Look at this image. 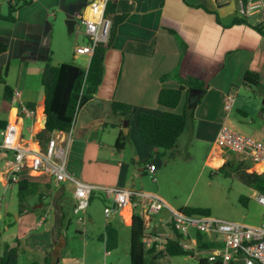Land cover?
I'll return each mask as SVG.
<instances>
[{
	"label": "crops",
	"instance_id": "crops-1",
	"mask_svg": "<svg viewBox=\"0 0 264 264\" xmlns=\"http://www.w3.org/2000/svg\"><path fill=\"white\" fill-rule=\"evenodd\" d=\"M111 1L115 3V13L126 14V17L118 24L113 42L105 52L104 74L100 85L93 97L75 115L67 154L68 173L76 180L94 186L84 213H88L91 222L98 223L97 214L102 209L104 225H97L95 234L101 248L104 244L99 237L104 233L105 225L110 223L116 230L120 224L129 227L132 217L130 206H125L120 213L105 217L104 207L110 203V199L102 187H116L158 196L153 192V187L146 184L142 175L149 174L146 168L148 163L154 165L155 172L156 161L167 155L144 144L135 128V116L140 111L160 115L166 110L157 103V96L162 88L179 86L176 74L181 77L190 76L202 82L203 87L195 88L203 91L195 103V121L181 134L174 150L179 149L181 138H187L191 144L202 147L203 162L217 168L224 162V157L219 154L223 150L215 141L221 125L264 141V36L248 26L264 22V0H259L260 8L245 15L240 13V0ZM89 2L90 0H32L30 5L16 11L14 22L0 20V44L5 46L0 50V108L4 113L0 120L7 122L14 113V106L2 96L3 85H8L12 91L19 92L17 102L27 105L31 103L37 108L36 118L29 119L32 134L26 138L29 137L27 145L30 148L44 143L40 144L36 134L42 130L45 120L44 95H40L39 90L42 88L40 78L44 61L48 52L53 55L50 50V35L54 30L64 32L66 15L74 16L77 20L74 30L77 29L79 17L89 14ZM200 5L212 12H207ZM49 17H54V21H50ZM234 18H244L245 22L233 23ZM80 29L81 25L78 31ZM169 29L175 33H171ZM85 43L83 34V43L77 46L75 44L72 54L79 63H84L76 64L83 68L88 66L89 58L87 55L77 54L75 49ZM182 44L185 45L183 52ZM246 73L253 75H248L250 79L245 84ZM10 75H17L18 78L11 82L5 81ZM230 97L231 107L226 109L225 105ZM111 101L132 106L128 121L111 112ZM185 102L188 106V101L183 98L172 111L177 113L178 108L182 111ZM120 131L127 134V139L123 149L116 150L114 142ZM214 157L218 160L211 162ZM0 164L1 170V161ZM243 170L245 173L264 172L259 173L256 166L249 164ZM24 177L35 184L36 191L26 198L28 206L16 215L17 218H23L21 220L25 223L30 219L35 223H46L47 217L42 215L38 221L33 219L36 210L45 206L51 207L50 211L56 222L51 232L48 229L40 232L31 229V233L23 237V244L33 250L40 246L44 249V256L49 254L51 264H79L70 254L64 256L63 250L67 245L63 232L65 227L60 231L65 222L63 208L67 198L74 207L72 183L66 181L55 185L49 176L32 172L25 173ZM258 193L249 184V207L258 203ZM161 199L170 209H180L173 207L162 197ZM140 205L137 207L139 211ZM126 208L130 209L129 218L125 215ZM155 216L150 220L142 217L147 227L152 226L156 232H162L164 228L160 219H167L169 212L165 216ZM111 217H115L113 223L108 220ZM116 222L118 226L115 225ZM254 223L256 221L244 224L251 226ZM128 234L130 236V230ZM196 236L193 233L187 240L191 249L202 250L207 254L222 249V240L217 235L202 233L203 246L200 249ZM104 253L110 254L105 248ZM188 257L196 260L191 256H184V260L187 261ZM230 264L245 262L241 257H235Z\"/></svg>",
	"mask_w": 264,
	"mask_h": 264
},
{
	"label": "rangeland",
	"instance_id": "rangeland-1",
	"mask_svg": "<svg viewBox=\"0 0 264 264\" xmlns=\"http://www.w3.org/2000/svg\"><path fill=\"white\" fill-rule=\"evenodd\" d=\"M2 8L5 11L4 6ZM59 19L60 16L57 21ZM49 20L54 21V17H49ZM80 25L81 29L78 31ZM63 27L65 28L64 32L54 30L50 35V50L53 53L51 63L53 61L54 65L61 63L84 64L79 63L78 59L72 57L75 44L77 46L83 43L84 25L78 23L77 29L71 33L68 32L66 24ZM15 78H18L17 75H10L4 80L11 82ZM39 93L40 95L43 94L42 88H40ZM176 111L181 113L180 108ZM0 117H4L2 108H0ZM23 126V134L26 138L28 136L27 128L31 127L30 120L25 119ZM179 143L178 150H173V153L166 152V157H161L156 161L157 169L155 172L142 175L146 180V184L153 187V192L157 193L160 199L162 197L177 208H206L209 210V217L211 218L234 221L240 224L256 221L255 225L252 226L264 224V205L259 203H253L251 207L247 205L249 179H247L243 169L248 167V164L252 165L249 160H243V157L239 154L220 150L219 154L228 162L225 168L219 171L217 168L210 167L203 162V149L199 144H191L187 138H181ZM160 152L163 153L162 150ZM257 171L260 173L263 170L258 169ZM153 178L156 181H153ZM95 201L98 202V200ZM30 205H32V202ZM50 208L43 206V208L36 210L33 215V219L36 221H38L40 215L47 217L46 223H35L32 219L29 221L28 217L26 219L28 221L25 220V223L21 220L23 218H17L16 216L19 215L17 185L12 183L6 188L0 182V254L5 243H15V238L18 236L21 227L25 228L24 237H27L31 231L40 232L48 229L51 232L56 220ZM28 210H31V208ZM63 210L65 213L63 232L67 244L63 250L64 256L70 254L79 264H129L128 226L120 224V227H117L119 233L118 246L110 251L109 255H105L104 247L101 248V243H98L95 237L96 226L101 227L104 225L102 209L100 208V212L97 214L98 223L91 222L88 213H84V211L74 212V207L70 204L68 198ZM158 210L159 214L155 216L156 218L165 216L168 206L162 201L158 205ZM128 211L130 216V209ZM87 212H89V209ZM113 218L115 217L108 219L109 222L113 223ZM116 224L118 226L117 222ZM192 235L193 232H190V236ZM218 236L220 237V235ZM18 248L22 249L19 253L18 264H42L44 249L40 246L37 250L26 248L23 244V238H21ZM194 261L189 257L185 261L184 256H173L169 258L168 264H195Z\"/></svg>",
	"mask_w": 264,
	"mask_h": 264
},
{
	"label": "built area",
	"instance_id": "built-area-1",
	"mask_svg": "<svg viewBox=\"0 0 264 264\" xmlns=\"http://www.w3.org/2000/svg\"><path fill=\"white\" fill-rule=\"evenodd\" d=\"M107 1L91 0L88 4V16L79 17L78 22L84 25L83 34L86 43L76 47L77 54H84L90 58L95 47L107 41L111 26L110 18L105 15ZM260 5L259 0H248L245 7L241 3L240 13L249 14L252 10L260 8ZM18 98L19 92L13 90L9 100L10 105L14 106L13 117L0 128V161L2 162L0 180L7 188L9 184L18 182L20 174L32 172L49 176L55 185L69 181L73 185L74 212L85 211L94 186L76 180L67 171V154L73 125L65 132L52 131L42 146L36 145L35 148H30L27 145L29 137L25 138L23 134V121L25 119L34 120L37 116V108L24 102H17ZM231 102L232 97L225 105L226 109L231 107ZM27 132L28 135L32 134V128H27ZM215 141L220 149L239 154L249 160L253 166H260L264 171L263 140L237 132L227 125H221ZM146 168L149 173L155 170L154 165L149 163ZM153 181L156 179L153 178ZM102 189L110 199V203L104 207V214L107 218L114 213H120L125 206H130L133 212V208L140 204L141 215L148 220L159 213L158 205L162 201L155 194L137 193L116 187H102ZM256 200L264 205V194L258 193ZM168 212L167 219H160L164 230L149 233L143 238L147 247L154 245L157 249H164L165 242L176 232L179 235V244L184 249H191L187 243L190 239V232L211 233L220 235L218 237L222 240V249L208 254L205 251L194 249L191 257L196 259L204 257L208 264H230L235 257H241L245 264H264V224L249 226L207 216L188 215L169 207ZM203 252L206 255L202 256Z\"/></svg>",
	"mask_w": 264,
	"mask_h": 264
},
{
	"label": "trees",
	"instance_id": "trees-1",
	"mask_svg": "<svg viewBox=\"0 0 264 264\" xmlns=\"http://www.w3.org/2000/svg\"><path fill=\"white\" fill-rule=\"evenodd\" d=\"M218 1L223 2L228 0ZM247 1L248 0H240L243 7L246 6ZM31 3L32 0H0V20L14 22L16 11ZM2 6H4L5 11ZM200 6L207 12H212L205 6ZM105 15L111 20L109 37L105 43H99V45L95 47L86 68L69 63L53 65L51 63V54L48 52L40 78L44 95L43 113L45 115L44 126L42 130L36 134V139L39 140L40 144L47 139L52 131H68L74 123L77 111L93 97L100 85L104 74L105 52L110 48L113 42L118 24L126 17V14L115 13V3L111 0H108L106 3ZM238 22H245V20L244 18L233 19V23ZM246 24L248 23L246 22ZM248 26L264 36V22L258 25L248 24ZM169 31L175 33L172 29H169ZM4 48L5 46L0 44V50ZM181 49L182 52L185 50L184 44H182ZM176 75V77H178L179 86L177 88H162L157 96V103L166 110L160 115L152 114L147 111H140L135 116V125L144 144L152 149H157L158 151L162 150L163 153H173V150L178 145L181 134L195 121L194 108L196 104L188 107L187 102H185L181 113H175L172 110L179 105L183 98L187 100L188 89L190 87H203L202 82L190 76L181 77L178 74ZM248 75L253 74H245V84L247 80L250 79ZM12 92L11 87L3 85L2 96L4 100L9 101ZM28 105L34 107L31 103ZM110 110L113 114L126 121L129 120L132 114V106L128 103L119 101H111ZM5 123V121L0 120V128L3 127ZM126 139L127 134L120 131L114 142L115 149L122 150ZM227 162L228 161L224 159V162L217 167V170L220 171L225 168ZM245 174L247 179H249L248 184L253 185L259 193H264V172L261 174ZM24 175L25 173L20 174V178L16 183L19 198V212H23L28 206L26 198L29 195H34L36 191L35 184L24 177ZM179 211L188 215L209 217V210L202 207H183L180 208ZM64 224L65 223H62L61 225V232L65 227ZM129 230V264H168L169 258L173 256H193V249H184L179 244V235L176 232L165 242L164 249H157L154 245L147 247L143 242V238L147 234L155 233L156 231L152 229V226H150V228L146 226L140 211H137V207L133 208ZM196 235L197 243L199 244L198 248L200 249L203 246V244L201 246L202 233L197 232ZM24 236L25 232L21 228L18 236L15 238L14 244L5 243L3 245L0 254V264H18L19 253L22 250L18 248L19 240ZM99 240L103 242L107 252L116 249L119 243V236L116 228L110 223L106 224L104 233L99 237ZM195 261L197 264H208L204 257H198ZM42 264H51L48 253L45 254Z\"/></svg>",
	"mask_w": 264,
	"mask_h": 264
},
{
	"label": "water",
	"instance_id": "water-1",
	"mask_svg": "<svg viewBox=\"0 0 264 264\" xmlns=\"http://www.w3.org/2000/svg\"><path fill=\"white\" fill-rule=\"evenodd\" d=\"M76 22H77V20L74 18L73 15H66L65 24H66V27H67V30L69 33L73 32L74 27L76 25ZM202 91H203L202 89L195 88V87H190L188 89L187 101H188L189 107L195 105V103L199 99ZM44 122H45V120H44ZM20 244H21V242H20Z\"/></svg>",
	"mask_w": 264,
	"mask_h": 264
},
{
	"label": "bare ground",
	"instance_id": "bare-ground-1",
	"mask_svg": "<svg viewBox=\"0 0 264 264\" xmlns=\"http://www.w3.org/2000/svg\"><path fill=\"white\" fill-rule=\"evenodd\" d=\"M217 160H218V158H217V157H216V158L214 157V158L211 159L210 161H211V162H216ZM257 168L260 169V170H262V169L260 168V166H257ZM125 215H126V217L129 216L128 208L125 209Z\"/></svg>",
	"mask_w": 264,
	"mask_h": 264
},
{
	"label": "clouds",
	"instance_id": "clouds-1",
	"mask_svg": "<svg viewBox=\"0 0 264 264\" xmlns=\"http://www.w3.org/2000/svg\"><path fill=\"white\" fill-rule=\"evenodd\" d=\"M90 59V58H89ZM44 114V113H43Z\"/></svg>",
	"mask_w": 264,
	"mask_h": 264
}]
</instances>
